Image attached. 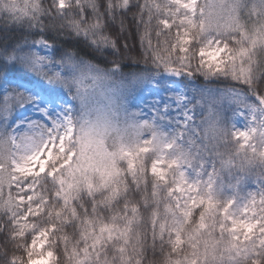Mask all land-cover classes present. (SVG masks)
<instances>
[{"label": "trees", "instance_id": "obj_1", "mask_svg": "<svg viewBox=\"0 0 264 264\" xmlns=\"http://www.w3.org/2000/svg\"><path fill=\"white\" fill-rule=\"evenodd\" d=\"M13 2L16 7H12ZM23 3L28 6L21 9V0H0V83L5 85L0 90V165L5 172L11 170L12 162H20L26 156L27 146L38 148L47 125L39 116L29 114L20 117L25 121L22 128L13 129L12 118L18 116L31 98L15 82L21 78L9 75L12 68L26 73L30 78L26 81L33 85L40 88L42 83L73 99L70 124L75 127L77 137L86 135L106 144L118 159L127 160L123 155L127 150L140 154L139 163L144 161L143 170L131 171L126 161H117L121 169L119 191L111 199V191L101 194L99 189L90 191L86 185L77 188L73 193L74 203L69 201L67 206L53 197L46 205L49 215L36 222L38 229L55 224L57 235L66 236L68 247L72 248L74 238L76 241L82 238L89 221L97 226L100 222L111 223L113 217L135 207V251L121 256L113 244L106 246L104 259L109 264H167L170 226L162 234L159 221L167 216L165 206L175 202L169 188L175 187L181 168L200 172L196 193L211 197L218 208L232 201V209L236 210L239 193L264 189V154L235 136L227 124L230 110L226 109L224 114L212 98L203 96L199 100L190 123H173L163 132L146 123L96 134L89 128L82 105L77 101L79 74L76 67H71L72 59H81L101 69L115 68L122 77L173 68L181 73L183 80L190 77L201 90H236L253 103L255 95L264 102V39L257 41L254 50L251 41L247 42L251 67L243 75L216 72L199 67L195 57L190 62H165L159 57L158 52L163 53V48L160 50L157 42L162 44L165 39V29L159 21L168 18L166 9L174 8L171 0H72L63 10L55 0H23ZM196 9L198 44L210 37L230 40L240 29L249 36L264 34V0H201ZM209 12L214 13L211 19ZM38 40H45L52 48L49 64L36 63L30 54L19 55L30 42ZM56 65L61 66L60 72ZM158 159L166 163L175 161L168 164L167 178L163 181L151 173V163ZM36 182L43 184L45 196L49 191L59 190L55 177L42 175ZM64 207L68 212L63 216L53 214V209ZM73 207L76 215L66 219ZM2 216L4 205L0 204ZM4 223L0 220V255L4 245L11 243ZM89 264L93 262L89 260Z\"/></svg>", "mask_w": 264, "mask_h": 264}, {"label": "snow or ice", "instance_id": "obj_2", "mask_svg": "<svg viewBox=\"0 0 264 264\" xmlns=\"http://www.w3.org/2000/svg\"><path fill=\"white\" fill-rule=\"evenodd\" d=\"M171 3L175 7L166 9L168 18L159 21L165 29V39L162 44L158 41L157 47L167 54L158 52L162 60L190 62L195 57L199 67L237 75L250 69L251 50L258 40L264 39V34L249 36L240 29L230 40L211 39L198 44L196 29L199 25L194 19L197 0H171ZM27 6L21 0V9ZM12 7H16L15 2ZM213 15L209 12L210 19ZM169 33L171 38H168ZM9 75L30 80L16 68L9 69ZM39 86L45 101L55 106L59 90L42 83ZM123 155L128 159H118L106 144L88 139L86 135L77 137L75 127L69 126L55 135L50 134L41 148L14 162L10 171L5 172L0 165V204L4 205V216L0 220L5 221L3 227L11 241L4 245L0 264H63L65 260L67 264H89V260L93 264H109L104 255L108 251L106 246L113 244L117 245L115 251L121 256L125 252L131 255L135 251V207L113 217L111 223L100 222L97 226L89 221L82 238L78 241L74 238L72 248L68 247L66 236L57 235L55 224L36 227V222L49 215L46 205L53 197L67 206L82 185L90 191L99 189L101 194L111 191L109 199L115 197L121 172L118 160L126 161L129 171L143 170L144 161L138 162L139 153L126 150ZM169 163L175 161L166 163L158 159L151 163V173L165 180ZM42 175L57 178L59 190L49 191L45 196L43 184L36 182ZM169 193L176 197L175 202L165 206L167 216L159 221L162 234L169 231L170 226L167 264H264V199L258 205L253 202L236 210L232 209V201L218 208L211 197L198 195L194 186L186 185L182 179L174 188H169ZM52 212L61 217L68 208H55ZM74 215L73 207L66 219Z\"/></svg>", "mask_w": 264, "mask_h": 264}, {"label": "rangeland", "instance_id": "obj_3", "mask_svg": "<svg viewBox=\"0 0 264 264\" xmlns=\"http://www.w3.org/2000/svg\"><path fill=\"white\" fill-rule=\"evenodd\" d=\"M55 1L58 8L63 10L72 0H63V7L61 0ZM200 1L197 0V3ZM211 39L215 38L210 37L207 41ZM23 54H30L36 63L45 65L50 63L52 48L45 40H38L30 42L27 49L20 50L19 55ZM56 66L60 72L61 66ZM71 67H76L79 74L77 101L82 105L89 128L96 134L122 130L125 127L136 128L146 123L163 132L173 123H190L196 107L200 104L199 100L207 96L214 100L224 114L226 109L230 110L227 124L235 136L256 146L264 154V104L256 95L253 103L240 91L201 90L196 88L190 77L183 80L181 73L173 68H165L148 75L122 77L115 68L101 69L81 59H72ZM17 82L31 99L21 107L18 116L12 119L14 129L22 128L25 121L20 117H28L29 114L39 116L47 124L38 148H25L28 156L41 148L50 134L55 135L58 130H66L71 126L70 113L74 101L69 95H59L54 106L45 101L39 88H32V84L23 80ZM3 89L4 84L0 83V90ZM194 94H197L196 97ZM242 132L247 135H239ZM179 172L178 181L182 179L186 185L197 188L199 171L181 168ZM262 199L264 189L250 193L241 192L238 194L236 209L253 202L258 205Z\"/></svg>", "mask_w": 264, "mask_h": 264}]
</instances>
